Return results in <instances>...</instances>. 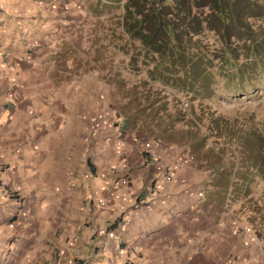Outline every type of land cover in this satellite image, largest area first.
Listing matches in <instances>:
<instances>
[{
    "label": "rangeland",
    "instance_id": "rangeland-1",
    "mask_svg": "<svg viewBox=\"0 0 264 264\" xmlns=\"http://www.w3.org/2000/svg\"><path fill=\"white\" fill-rule=\"evenodd\" d=\"M52 2L46 30L24 34L21 59L29 71L0 93L6 98L0 100V191L8 201L0 264H91L79 242L99 200L91 190L100 187L86 174L87 159L99 171L111 168L113 183L129 188V174L141 171L142 154L157 137L163 150L176 146L178 154L194 156L186 166L196 172L178 184L197 191L182 193L178 228L187 236L163 241L161 264H264V81L244 94L221 80L212 85L202 113L205 124L217 118L223 135L215 141L204 127L206 144L195 153L189 139L174 142L181 122L172 124L158 109L167 101L172 112L186 107L188 96L152 80L151 63L132 53L137 43L118 34L125 0ZM201 42L218 44L210 32ZM233 137L249 139L250 151L235 149ZM215 161L227 172L215 171Z\"/></svg>",
    "mask_w": 264,
    "mask_h": 264
},
{
    "label": "trees",
    "instance_id": "trees-1",
    "mask_svg": "<svg viewBox=\"0 0 264 264\" xmlns=\"http://www.w3.org/2000/svg\"><path fill=\"white\" fill-rule=\"evenodd\" d=\"M123 9L118 34L125 43H137L132 53H142L151 63L147 75L184 93L191 101L173 112L168 101L158 107L166 111L163 117L169 122L183 125L181 139L174 142L186 143L183 139H189L188 148L200 152L206 144L204 127L207 136L218 141L223 128L217 118H207L211 128L205 124L201 100L219 80L230 91L241 94L264 81V0H125ZM206 32L215 35L217 45H202ZM196 100L199 102L194 104ZM233 139L235 149L250 151L249 139L245 144ZM86 162L93 172L90 159ZM213 168L218 171L223 167L215 161ZM222 171L227 172L224 168Z\"/></svg>",
    "mask_w": 264,
    "mask_h": 264
},
{
    "label": "crops",
    "instance_id": "crops-1",
    "mask_svg": "<svg viewBox=\"0 0 264 264\" xmlns=\"http://www.w3.org/2000/svg\"><path fill=\"white\" fill-rule=\"evenodd\" d=\"M52 1L54 0H0L1 94L7 92L13 85L8 83L9 81L16 82L29 71V68L23 65L24 59H21L22 52L27 46L24 34L29 37L31 33L46 30L47 21L50 19L46 6L50 3L52 8ZM31 39L34 41L33 44L37 45L38 40L32 37ZM36 51L40 52V48ZM40 54L38 53L34 60L39 61L38 64L41 61ZM1 94L0 100L4 101L6 98ZM157 139L158 143L151 144L149 152L142 154L141 163L145 162L141 171L129 174L132 183L129 188L126 187V183L115 185L113 182L116 174L113 170L108 168L99 171L95 162L89 158L94 171L92 172L87 165L86 174L95 179L93 182L96 183V187H100V190L95 188L91 191L95 192L97 200L100 198L106 200H98L95 203V214L92 212L94 216L91 223L89 227H85L86 230L80 237L79 244L82 247L80 255L86 258L87 254L91 256V264H161L163 241L187 236L183 229L178 228L183 224L181 222L183 218L181 210L185 204L183 194L190 192L194 194L197 191L191 188L184 192L185 188L178 184V179L186 175L192 177L196 171L192 166L191 168L186 166V163L183 168L175 169V164L191 154H188L187 150L183 155L178 154L179 150L174 149L176 146L163 150V138ZM136 145L127 143L126 147L136 148ZM167 149L173 151L168 152ZM170 171L175 172V175L167 179L165 174ZM104 174L108 176L107 181L100 180ZM85 182L88 185V177ZM92 186L88 187V192ZM7 202L0 191V219L7 214L4 207ZM190 206L193 208L192 204ZM194 219L196 218L193 215L188 218L189 221ZM113 223L115 226H112ZM169 225L174 228L169 233L163 232L167 231ZM67 257L69 259L70 254Z\"/></svg>",
    "mask_w": 264,
    "mask_h": 264
},
{
    "label": "built area",
    "instance_id": "built-area-1",
    "mask_svg": "<svg viewBox=\"0 0 264 264\" xmlns=\"http://www.w3.org/2000/svg\"><path fill=\"white\" fill-rule=\"evenodd\" d=\"M118 143H121V142H118ZM187 160H192V156L191 155H187L184 159H181L178 162H176L175 169L183 168L185 166V163H186ZM165 175H167V179L168 178L170 179V178L174 177L175 172H171V171L170 172H166Z\"/></svg>",
    "mask_w": 264,
    "mask_h": 264
}]
</instances>
